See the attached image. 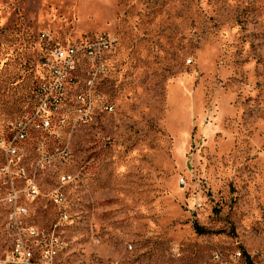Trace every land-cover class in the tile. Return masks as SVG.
<instances>
[{
	"label": "rangeland",
	"instance_id": "rangeland-1",
	"mask_svg": "<svg viewBox=\"0 0 264 264\" xmlns=\"http://www.w3.org/2000/svg\"><path fill=\"white\" fill-rule=\"evenodd\" d=\"M71 45L56 114L21 144L27 169L51 157L43 193L65 182L61 205L24 200L40 233L61 223L56 264H264V0H0L1 125Z\"/></svg>",
	"mask_w": 264,
	"mask_h": 264
},
{
	"label": "built area",
	"instance_id": "built-area-1",
	"mask_svg": "<svg viewBox=\"0 0 264 264\" xmlns=\"http://www.w3.org/2000/svg\"><path fill=\"white\" fill-rule=\"evenodd\" d=\"M108 46L112 47V42L99 38L93 46L87 48V52L98 59L101 51ZM78 49L72 45L54 47L50 52L55 61L51 64L52 79L49 84L42 83L38 88L35 109L23 120L0 124V209L7 213L3 230L11 241L10 249L0 258V264H56L61 246L55 230L61 223H55L45 233H40L28 222V208L24 200L43 196L61 205L65 200V182L43 193L38 184V173L45 168L51 157H41L32 165V169H27L22 162L21 144L27 139L32 127L37 130L49 127L50 118L57 112L56 103L63 97L60 92L62 86L70 80L68 71L73 68ZM103 108L112 110L113 107L103 105ZM59 154L67 153L63 149ZM60 216L61 220L68 217L64 209ZM211 253L212 264H253L239 250L230 254L220 250Z\"/></svg>",
	"mask_w": 264,
	"mask_h": 264
},
{
	"label": "bare ground",
	"instance_id": "bare-ground-1",
	"mask_svg": "<svg viewBox=\"0 0 264 264\" xmlns=\"http://www.w3.org/2000/svg\"><path fill=\"white\" fill-rule=\"evenodd\" d=\"M210 260H211V261L213 260V254H212L211 257H210Z\"/></svg>",
	"mask_w": 264,
	"mask_h": 264
},
{
	"label": "trees",
	"instance_id": "trees-1",
	"mask_svg": "<svg viewBox=\"0 0 264 264\" xmlns=\"http://www.w3.org/2000/svg\"><path fill=\"white\" fill-rule=\"evenodd\" d=\"M199 231H201V230H199Z\"/></svg>",
	"mask_w": 264,
	"mask_h": 264
}]
</instances>
